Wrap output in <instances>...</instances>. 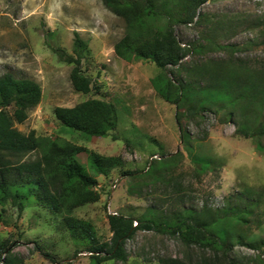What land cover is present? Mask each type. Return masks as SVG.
Wrapping results in <instances>:
<instances>
[{"label": "rangeland", "instance_id": "374dc122", "mask_svg": "<svg viewBox=\"0 0 264 264\" xmlns=\"http://www.w3.org/2000/svg\"><path fill=\"white\" fill-rule=\"evenodd\" d=\"M197 15L192 24L174 30L183 46L205 48L191 51L175 76L168 72L170 79L201 89L208 81L198 68L209 62L243 61L249 68L264 69V0H209ZM75 33L88 43L82 70L94 84L89 94L74 89V65L60 62L53 52L60 47L72 54ZM125 33L124 19L102 0H0V76L28 78L42 88L41 102L15 128L123 159L107 177L91 171L100 200L74 215L90 221L102 242L112 238L109 214L151 219L161 225L160 232L139 230L124 247L126 261L106 259L102 264H264V150L237 135L242 122L255 125L253 107L247 100L238 101L237 107H249L244 111L214 103L189 115L197 98L179 106L170 103L152 83L161 69L151 61L129 62L115 54ZM89 99L112 102L118 109V127L106 137L74 131L55 117L56 108ZM201 158L209 161L206 171L199 168ZM87 159L86 153L79 155L84 166ZM230 208L246 213L244 222L224 219L234 237L224 251L186 245L169 233L176 214L184 210L214 218ZM1 209L0 239L13 245V255L24 264H91L89 253H77L62 215L42 207L27 208L21 215L10 205L5 213Z\"/></svg>", "mask_w": 264, "mask_h": 264}, {"label": "trees", "instance_id": "16d2710c", "mask_svg": "<svg viewBox=\"0 0 264 264\" xmlns=\"http://www.w3.org/2000/svg\"><path fill=\"white\" fill-rule=\"evenodd\" d=\"M102 1L114 15L126 22V33L114 48L119 58L129 62L145 60L154 63L162 73L153 79V86L167 101L179 106L197 98V106L188 108L191 116H197L199 111L211 108L214 103L220 104V109L230 105L234 110H248L249 107H237L238 101L247 100L256 114L255 125L249 127V123L242 122L237 135L253 139L256 147L264 150V69L249 68L243 61L238 64L209 62L198 68L208 81L207 87L201 89L168 77V72L175 76L174 70L181 68V62L191 51L197 53L205 48L203 45L193 49L183 46L174 28L192 24L198 16L197 11L209 0ZM53 52L60 62L74 65L70 75L74 89L89 94L94 84L82 70V62L89 53L88 43L75 33L72 54L60 47L54 48ZM41 99L42 88L34 80L18 79L11 74L0 76L1 212L5 213L8 205L16 208L19 215L30 207L48 209L62 215L63 225L76 245L77 253H89L91 264H102L106 259L126 261V243L139 230L160 232L158 228L161 225L151 219L109 214L112 238L109 242H102L90 221L74 215L78 208L100 200L99 182L91 171L107 177L123 165V159L101 155L64 139L39 137L35 131L24 134L17 130L15 124L24 123L29 111ZM54 114L63 126L92 137L108 136L119 123L115 104L100 99H89L71 108L58 107ZM83 153L88 156L87 166L79 160ZM198 161L199 168L206 171L209 161L205 158ZM245 213L246 210L239 213L230 208L216 212L214 218H197L193 210H184L176 214L169 233L179 236L186 245L224 251L227 241L234 240L224 228V219L229 217L233 222H244ZM240 240L237 238L236 241ZM40 252L55 260L50 254ZM0 264H24L13 255V245L1 239Z\"/></svg>", "mask_w": 264, "mask_h": 264}, {"label": "built area", "instance_id": "2783aa9c", "mask_svg": "<svg viewBox=\"0 0 264 264\" xmlns=\"http://www.w3.org/2000/svg\"><path fill=\"white\" fill-rule=\"evenodd\" d=\"M136 225H137V223L135 222V223H134V226H136Z\"/></svg>", "mask_w": 264, "mask_h": 264}]
</instances>
